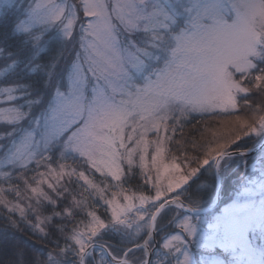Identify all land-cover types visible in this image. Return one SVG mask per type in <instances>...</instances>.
<instances>
[{
  "label": "snow or ice",
  "instance_id": "1",
  "mask_svg": "<svg viewBox=\"0 0 264 264\" xmlns=\"http://www.w3.org/2000/svg\"><path fill=\"white\" fill-rule=\"evenodd\" d=\"M0 264H264V0H0Z\"/></svg>",
  "mask_w": 264,
  "mask_h": 264
},
{
  "label": "trees",
  "instance_id": "2",
  "mask_svg": "<svg viewBox=\"0 0 264 264\" xmlns=\"http://www.w3.org/2000/svg\"><path fill=\"white\" fill-rule=\"evenodd\" d=\"M187 131V130H186ZM98 175V174H97Z\"/></svg>",
  "mask_w": 264,
  "mask_h": 264
}]
</instances>
